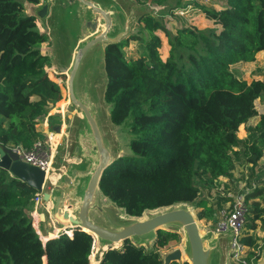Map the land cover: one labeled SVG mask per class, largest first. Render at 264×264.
Listing matches in <instances>:
<instances>
[{
    "label": "trees",
    "instance_id": "trees-1",
    "mask_svg": "<svg viewBox=\"0 0 264 264\" xmlns=\"http://www.w3.org/2000/svg\"><path fill=\"white\" fill-rule=\"evenodd\" d=\"M25 1L41 2L0 0V144L28 149L46 139L38 125L67 89L42 54L47 36L39 30L38 19L25 12ZM132 1L158 7L165 2ZM224 3L221 10L202 7L216 29L171 32L163 21L144 12L129 38L105 48L106 101L113 124L127 141V153L106 170L100 188L131 217L181 203L211 213L208 200L199 199L195 180L211 189L229 176L240 144L253 166L264 155V114L259 115L255 105L264 94V82L248 84L231 70L264 52V0ZM158 32L166 34L171 47L165 60ZM131 41L141 45L137 58L126 56L124 49ZM257 116L250 139L240 140L239 127ZM36 192L0 168V264H90L97 240L92 251L93 238L85 232L64 234L44 245L36 231L39 221L33 222L30 214ZM252 211L253 219L264 223L259 202L253 201ZM180 242L178 234L160 230L151 252L127 241L106 251L99 264H163L159 250ZM242 243L258 248V239L251 235Z\"/></svg>",
    "mask_w": 264,
    "mask_h": 264
},
{
    "label": "water",
    "instance_id": "water-1",
    "mask_svg": "<svg viewBox=\"0 0 264 264\" xmlns=\"http://www.w3.org/2000/svg\"><path fill=\"white\" fill-rule=\"evenodd\" d=\"M58 1L63 0H46L32 5L31 11L38 21H44L57 9ZM66 1L67 6L77 8V33L70 35L76 37L75 43L64 51L61 34H58L59 23H54L53 34H49L50 67L66 79V112L73 114L65 154L58 166L55 156L49 174L58 173L57 178L54 181L46 179L45 172L39 167L19 160L10 147L0 144V168L36 191H42L46 210L40 214V222L48 224L46 240L42 242L45 245L48 240L64 234L71 236L75 232H85L93 238L92 251L96 237L97 262H100L106 251L119 249L127 241L151 252L158 232L164 230L178 234L182 246L161 256L163 264H231L232 234L218 233L216 223L203 230L195 206L173 204L147 210L141 217H131L103 194L100 183L104 173L126 153L115 134L118 127L113 124L110 112L98 103L97 84L90 75L83 73V66L94 49L102 47L106 78L103 100L109 105L106 101L105 48L133 34L142 14L138 9L141 6L132 0ZM68 31L67 27L61 28V33ZM257 264H264V246Z\"/></svg>",
    "mask_w": 264,
    "mask_h": 264
},
{
    "label": "rangeland",
    "instance_id": "rangeland-1",
    "mask_svg": "<svg viewBox=\"0 0 264 264\" xmlns=\"http://www.w3.org/2000/svg\"><path fill=\"white\" fill-rule=\"evenodd\" d=\"M59 6L57 9L50 13L48 18L44 21H38V28L40 31L45 32L47 39L44 43H42V54L47 57L49 63L51 62L49 58V49H50V39L49 34H53L51 32V28L54 23L60 24V30L58 34H61L60 40L61 45L65 46L64 51L67 52L68 49L75 43V38L70 36L71 34L77 33V28L79 21L77 19V8L76 6H67V1H58ZM224 0H165L164 4L161 7L152 6L150 4H142L139 11L141 13L149 12L152 13L158 20L164 22L167 29L171 32L176 31L180 28H197L198 30L205 29H216L218 28L213 21L207 19L205 17V13L202 10L203 8L207 9H215L221 10L224 6ZM28 3L25 1V12L27 15H32V11L28 7ZM138 6V5H137ZM184 8V9H183ZM176 9L175 13L172 14L173 10ZM160 12L168 13L165 18H161L158 16ZM50 26V32H49ZM45 27V28H43ZM67 27L68 32L61 33V28ZM49 32V33H48ZM162 40V46L160 48L161 57L165 60L169 56L170 45L168 42V38L164 32H158ZM126 56L128 58H137L141 51V45L136 41L129 42L128 46L124 49ZM104 50L102 47H96L94 49L90 60H87L85 65L83 66V73L86 75H90L91 79L94 80V83L97 84L95 87L96 98L98 100L99 105L102 109L110 112L109 105L105 103L104 98V89L106 85V78L104 75ZM44 58V57H43ZM45 59V58H44ZM51 65V64H50ZM232 72L242 81H246L248 84H251L255 80H261L264 82V52L258 53L254 62L251 63H239L231 66ZM64 80L65 77L61 76ZM62 90V89H61ZM65 99L68 103L67 95L63 93L61 100ZM59 101V102H60ZM58 102V103H59ZM56 103L49 109L48 116L54 117L47 121V119L42 123L41 126L45 125L47 122L49 125L53 127V129H57L63 125H66V130L63 135L57 141V166L60 164V158L64 156L66 149V136L70 130V122L72 121L73 114H67L66 118H64L61 114H59V104ZM256 109L258 114H264V94L262 98L258 99L255 102ZM65 112V111H64ZM104 113V112H103ZM260 120V116L254 117L250 119L246 124H243L238 129V138L240 140L247 139L249 137V130L253 128ZM44 134L46 131H43ZM115 134L118 140L121 143L122 149L127 153L126 149V139L119 133V128L115 130ZM46 135V134H45ZM47 137V135H46ZM248 139V140H249ZM237 156H235V167L233 171L227 177H222L218 181H216L213 187L205 188L203 182L201 180H195V184L201 189V196L199 199L208 200L209 206L213 209V212H208L205 209H198L195 207V213L199 218V221L202 225L203 230H206L207 227L217 222L219 211L231 204L234 199L238 196H242L245 198L247 205V218L246 225L244 229V236L251 235L254 238L258 239V248L255 249V254L252 253V256H257L262 254V248L264 246V223L261 221H255L254 213H253V201H257L260 203L261 207H264V155L262 159L256 165H251L246 161V151L245 146L240 144L236 149ZM54 175V177H53ZM51 177H53L52 181L57 178L58 173H54ZM260 191V194H258ZM253 195H255V199H253ZM249 197V198H248ZM46 210V206H42L39 209V215L44 213ZM255 225L256 228L253 230L252 226ZM41 228H45V231L42 232ZM48 228V224H39V229L43 233L41 237L46 240V230ZM182 246L181 242L178 244H172L171 246L159 250L161 256H164L166 253L180 248ZM260 247V248H259ZM98 255H96L97 257Z\"/></svg>",
    "mask_w": 264,
    "mask_h": 264
},
{
    "label": "built area",
    "instance_id": "built-area-1",
    "mask_svg": "<svg viewBox=\"0 0 264 264\" xmlns=\"http://www.w3.org/2000/svg\"><path fill=\"white\" fill-rule=\"evenodd\" d=\"M57 143L51 141L50 136L47 135L46 139L36 140L28 149L21 146L10 148L18 155L19 160L39 167L45 172L46 179L50 178L53 180V177L49 176V174L56 156ZM33 203L32 218L39 214V209L44 206L42 191L36 192ZM246 216L247 205L245 198L242 196L236 197L231 204L222 208L218 214L216 231L218 233H231L233 236L230 252L231 264H257L258 261L259 255L252 256V253L255 254V249L242 243Z\"/></svg>",
    "mask_w": 264,
    "mask_h": 264
},
{
    "label": "crops",
    "instance_id": "crops-1",
    "mask_svg": "<svg viewBox=\"0 0 264 264\" xmlns=\"http://www.w3.org/2000/svg\"><path fill=\"white\" fill-rule=\"evenodd\" d=\"M44 2H46V0H41V2H40V4H42V3H44ZM39 5V4H38ZM31 6H32V4H29L28 5V7L30 8V10H31ZM32 15H34L33 14V12H32ZM43 28H45V27H43ZM52 68V67H51ZM53 70V69H52ZM54 71V70H53ZM59 104V114H61L64 118H66V116H67V114H66V106H67V103H61V102H59L58 103ZM65 111V112H64ZM50 116H48L47 118H45V120L47 119V121H48V118H49ZM44 120V121H45ZM43 121V122H44ZM42 122V123H43ZM42 123L41 124H39L38 125V128H39V130L44 134V130L46 131V135H49L50 136V139H51V141H53V142H55V143H57V141L59 140V138L61 137V135H63L64 134V132H65V130H66V125H63V126H61V129L58 131L57 129H53V127H51L50 125H49V127H48V124H47V122H45V125L44 126H41L42 125ZM44 134V135H45ZM45 135V136H46ZM44 204V203H43ZM45 205V204H44ZM46 206V205H45ZM33 210V209H32ZM32 212V211H31ZM31 214V213H30ZM32 216V215H31ZM34 219H36V220H38L39 221V224L41 223L40 222V219H41V215H39V214H36L34 217H33ZM32 218V219H33ZM43 224H46V223H43ZM37 231H38V233H39V235L41 236L43 233L40 231V229H39V227H38V229H37ZM97 247V246H96ZM95 257H96V255H98L97 254V248H96V251H95V253L93 254ZM92 255V256H93ZM92 258V257H91ZM96 259H97V257H96ZM90 262H91V259H90ZM98 263H99V261H98ZM97 263V264H98Z\"/></svg>",
    "mask_w": 264,
    "mask_h": 264
},
{
    "label": "bare ground",
    "instance_id": "bare-ground-1",
    "mask_svg": "<svg viewBox=\"0 0 264 264\" xmlns=\"http://www.w3.org/2000/svg\"><path fill=\"white\" fill-rule=\"evenodd\" d=\"M35 16V15H34ZM53 177H54V175H53ZM97 248V247H96ZM90 264H97V259H96V257L93 255L92 256V258H91V262H90Z\"/></svg>",
    "mask_w": 264,
    "mask_h": 264
}]
</instances>
